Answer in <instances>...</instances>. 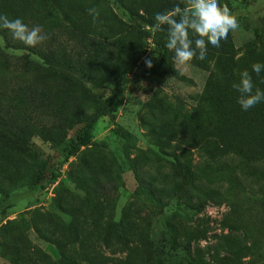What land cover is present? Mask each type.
I'll use <instances>...</instances> for the list:
<instances>
[{"label":"rangeland","instance_id":"1","mask_svg":"<svg viewBox=\"0 0 264 264\" xmlns=\"http://www.w3.org/2000/svg\"><path fill=\"white\" fill-rule=\"evenodd\" d=\"M138 1L106 0L94 6L93 23L92 7L75 0H0V15L40 26L48 37L36 54L9 32L22 48L0 47V118L8 121L0 129H19L28 145L21 154L0 148V264H264V179L260 192L225 183L223 198L205 200L198 215L187 207L194 193L175 165L201 147L253 159L264 152V101L244 111L232 87L247 70L253 93L264 91V68L252 71L264 65V0H219L239 29L219 47L208 44L205 59L197 50L190 63L174 61L167 76L148 79L142 74L154 48L141 33ZM48 53L105 79H81L92 91L84 98L73 72L66 78L63 69L48 71ZM113 93L89 144L64 162L53 183L32 186L54 154L49 130L82 104L96 113ZM206 107L217 126L205 121Z\"/></svg>","mask_w":264,"mask_h":264},{"label":"trees","instance_id":"2","mask_svg":"<svg viewBox=\"0 0 264 264\" xmlns=\"http://www.w3.org/2000/svg\"><path fill=\"white\" fill-rule=\"evenodd\" d=\"M75 1L80 4H85L88 7L104 5L106 3V0ZM41 2L47 3L48 0H41ZM137 4L143 12V15L138 16L144 25L141 28V33L144 38L151 41L154 48L153 55L147 60L151 62L152 67H147L145 63L142 74L143 78L148 79L153 76L164 78L169 74L174 63V53L165 47L169 27L167 25H161V32H153L150 26L156 23L154 20L155 14H164L177 5L180 8H185L187 7L186 0H151L149 5H145L139 0ZM175 19L177 23L180 22L179 16H176ZM188 19L191 21L192 17L189 16ZM7 34L8 30L0 29V35L6 38L7 47L22 48L21 45L12 43L7 38ZM197 38L199 37L193 36L189 29V39L193 41V44H195L194 41ZM30 52L37 53L33 48L30 49ZM45 62L48 65L49 72L59 73L63 69L66 78H68L69 72H73L72 75L74 76L70 78L79 87V90L84 93V98L91 97L92 91L90 87L84 85L81 79L93 85L105 79V77H103L104 79H98V74L90 66L83 63L77 62L75 65H71L70 63L57 62L52 53L47 54ZM129 71L131 72L132 69ZM114 96L115 94L113 93L108 98L99 101V110L92 115H88L85 104H82L76 111H72L58 120V123L49 130V147L54 154H49L42 166L35 172L32 186L41 188L53 183L64 162L89 144L93 126L100 118L107 115ZM205 121L211 127L217 126L214 113L209 107L205 108ZM4 122L8 121L0 118V125ZM0 148L21 154L28 150V145L22 133L19 132V129L17 130V128L12 127L8 132L0 129ZM176 158L175 165L178 168L176 174L181 176V179L190 187L191 193H194L189 198L190 205L187 207L198 215L204 211L207 202L205 200L223 198L226 192L224 187L225 183L229 187L240 184L248 189H253V186H258L257 192H260V187L264 179V152L259 157L253 159L234 152L210 153L205 147H201L196 155L188 152V155L185 157V164L181 163L178 157ZM254 195V198H257L255 201H259L257 193ZM247 198L251 197L247 196ZM229 228L231 231L234 230L231 225ZM197 233H199L202 239L205 238V232L198 230ZM109 240V235H104L103 241L106 246H108ZM184 246L185 249L189 250L191 243L187 241ZM230 256L231 254L226 257V260H229ZM222 262L220 264H227V262ZM60 264L75 263L62 259Z\"/></svg>","mask_w":264,"mask_h":264},{"label":"clouds","instance_id":"3","mask_svg":"<svg viewBox=\"0 0 264 264\" xmlns=\"http://www.w3.org/2000/svg\"><path fill=\"white\" fill-rule=\"evenodd\" d=\"M187 7L180 8L178 5L164 14H155V24L151 25V31L161 32V25L169 27L168 39L165 43L166 49L174 53L173 59L179 65L190 63L193 58L205 59L208 44L213 47H219L220 41L227 39L228 33L239 29L240 24L237 16L233 14L228 6L220 5L219 0H186ZM88 14L92 16L95 23L99 16V10L96 7L88 9ZM180 17L177 23L175 17ZM192 19L189 21L188 17ZM0 29H6L14 40L24 44L26 48H34L38 44L48 39L42 34L40 26L29 28L21 19L9 20L7 16L0 15ZM189 29L195 39V48L192 47L193 41L189 39ZM6 42L0 37V47H5ZM24 54V50H22ZM40 63L43 60L35 57ZM147 67H152L150 61L146 62ZM264 65L255 63L252 65V71L257 75L261 72ZM239 93L240 97L237 103L244 111L254 107L256 104L264 101V91L256 89L253 93L252 78L247 70L240 73L239 84L232 85Z\"/></svg>","mask_w":264,"mask_h":264}]
</instances>
